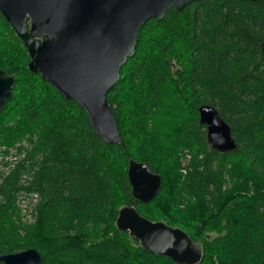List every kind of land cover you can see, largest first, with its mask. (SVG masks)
<instances>
[{
  "label": "trees",
  "instance_id": "obj_1",
  "mask_svg": "<svg viewBox=\"0 0 264 264\" xmlns=\"http://www.w3.org/2000/svg\"><path fill=\"white\" fill-rule=\"evenodd\" d=\"M263 46L264 0H201L151 19L107 95L124 141L108 144L78 102L29 71L28 50L0 16V69L17 79L0 114V255L179 264L118 229L119 210L134 205L186 231L199 264H264ZM203 105L231 126L236 151L211 147ZM132 160L162 177L150 203L133 196Z\"/></svg>",
  "mask_w": 264,
  "mask_h": 264
},
{
  "label": "water",
  "instance_id": "obj_2",
  "mask_svg": "<svg viewBox=\"0 0 264 264\" xmlns=\"http://www.w3.org/2000/svg\"><path fill=\"white\" fill-rule=\"evenodd\" d=\"M201 0H0L3 16L30 55L28 69L40 74L67 99L85 110L94 131L108 144L123 145L119 124L107 99L121 80V69L137 51L139 35L151 19H163ZM27 22L29 28L27 27ZM264 52V46H263ZM17 79L0 69V114L12 100ZM207 140L220 153L238 145L231 126L212 105L199 108ZM128 176L137 201L150 203L162 177L147 163L130 161ZM116 225L147 251L179 264H199L203 254L191 236L163 221H152L134 205L119 210ZM3 264H39L35 249L0 255Z\"/></svg>",
  "mask_w": 264,
  "mask_h": 264
},
{
  "label": "rangeland",
  "instance_id": "obj_3",
  "mask_svg": "<svg viewBox=\"0 0 264 264\" xmlns=\"http://www.w3.org/2000/svg\"><path fill=\"white\" fill-rule=\"evenodd\" d=\"M27 214H28V219H31V215H30V210H28V212H27ZM197 247V246H196ZM198 248V247H197ZM199 249V248H198Z\"/></svg>",
  "mask_w": 264,
  "mask_h": 264
},
{
  "label": "flooded vegetation",
  "instance_id": "obj_4",
  "mask_svg": "<svg viewBox=\"0 0 264 264\" xmlns=\"http://www.w3.org/2000/svg\"><path fill=\"white\" fill-rule=\"evenodd\" d=\"M27 27L29 28V24H28V22H27Z\"/></svg>",
  "mask_w": 264,
  "mask_h": 264
}]
</instances>
